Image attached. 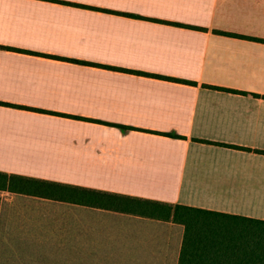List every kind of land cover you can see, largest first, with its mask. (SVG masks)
Instances as JSON below:
<instances>
[{
  "label": "crops",
  "instance_id": "0c3cea01",
  "mask_svg": "<svg viewBox=\"0 0 264 264\" xmlns=\"http://www.w3.org/2000/svg\"><path fill=\"white\" fill-rule=\"evenodd\" d=\"M0 102V171L264 219V0H0ZM1 195L2 257L179 262V223Z\"/></svg>",
  "mask_w": 264,
  "mask_h": 264
},
{
  "label": "trees",
  "instance_id": "16d2710c",
  "mask_svg": "<svg viewBox=\"0 0 264 264\" xmlns=\"http://www.w3.org/2000/svg\"><path fill=\"white\" fill-rule=\"evenodd\" d=\"M3 191L179 223L178 264H264V219L0 171Z\"/></svg>",
  "mask_w": 264,
  "mask_h": 264
},
{
  "label": "rangeland",
  "instance_id": "374dc122",
  "mask_svg": "<svg viewBox=\"0 0 264 264\" xmlns=\"http://www.w3.org/2000/svg\"><path fill=\"white\" fill-rule=\"evenodd\" d=\"M24 198H26V197H24ZM16 201L28 202V203H37V205L41 204L42 202H45V201L38 199V198L32 199V197H30V198L27 197L26 200H24L20 196H19V198L17 197ZM2 202L4 203L3 205H5L6 203L9 202L6 196L3 197ZM11 251H12V246H11V244H8V247H7V254H8L7 256L8 257H2L3 254L0 255V264H27L26 260H21V259L15 258V257H10L13 254ZM36 254H37V257L35 260H33V262L35 264H63L65 262V260H60V259H48L46 257V255H44V252H39Z\"/></svg>",
  "mask_w": 264,
  "mask_h": 264
}]
</instances>
